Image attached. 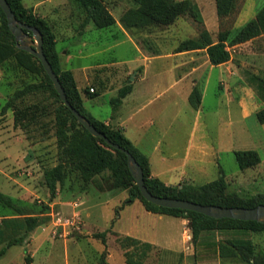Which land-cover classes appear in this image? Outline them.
Here are the masks:
<instances>
[{
    "label": "rangeland",
    "instance_id": "rangeland-1",
    "mask_svg": "<svg viewBox=\"0 0 264 264\" xmlns=\"http://www.w3.org/2000/svg\"><path fill=\"white\" fill-rule=\"evenodd\" d=\"M125 1L135 6L132 0ZM192 1L197 4L203 25L213 40L220 30H230L233 35L264 5V0H237L235 11L220 19L215 0ZM24 3L30 6L34 2L24 0ZM120 13L118 9L112 10L115 17ZM85 25L57 24L54 27L56 50L64 69L93 66L88 70V80L77 70L75 77L85 100L84 109L99 120L111 117L110 101L117 96L115 88L133 78L134 73H129L133 69L128 67L144 63L137 47L148 52H171L180 41L196 37L200 32L196 21L183 16L165 27L125 29L134 44L124 39L110 47L115 26L97 28L91 24L86 33H82L80 29ZM66 48L73 55L80 49L82 53L80 57L67 60L62 53ZM229 50L232 59L229 68L216 69L208 82L200 75L192 76L198 79L194 87L202 97L198 110L187 99L189 87H183L179 116L171 126L166 121L171 114L167 113L164 120L158 118L156 122L160 133L157 127H152L148 138L141 139L142 135L135 132L129 134L149 156L153 175L164 182L202 185L223 176L228 191L249 197L264 193V123L255 115L264 104L251 81L255 74L264 77L261 60L257 57L264 53V36L231 46ZM135 58L139 60H133ZM187 68H180L178 73H185ZM221 75L223 81L219 78ZM40 79V76L14 70L9 64L0 65V193L13 204L7 208L0 203V264H126L127 248L122 247V240L127 236L152 244L144 254L145 264L232 263L231 259L218 255L216 241L235 233H203L194 242L187 219L146 211L138 199L129 201L127 190L110 188L102 175L96 177L99 185L96 182L83 187L71 173L62 185H57L52 196L43 183V173L58 162L53 124L59 103L49 90L23 96L17 105L37 104L45 108L44 115L37 113V121L23 128L14 125L12 109H4L15 90ZM91 87L97 94L94 97L84 92ZM240 100L246 101L252 110L248 117L241 115ZM122 111L126 114L128 110L123 108ZM106 124L118 128L112 123ZM246 149L256 150L261 161L242 170L236 163L234 151ZM26 215L36 216L39 224L21 243L7 246L11 238L24 234L22 224ZM5 218H15V222L4 223ZM244 238L251 240L257 250L264 251V233H249ZM135 249L139 252L141 246ZM135 249L129 248L130 251Z\"/></svg>",
    "mask_w": 264,
    "mask_h": 264
},
{
    "label": "trees",
    "instance_id": "trees-1",
    "mask_svg": "<svg viewBox=\"0 0 264 264\" xmlns=\"http://www.w3.org/2000/svg\"><path fill=\"white\" fill-rule=\"evenodd\" d=\"M73 1L85 16L84 25L93 22L97 28H107L115 24V18L108 10L104 0ZM7 2L17 19L38 28L42 33L44 55L64 87L70 104L84 115L97 130L104 133L108 139L128 150L135 157L142 167L144 184L153 195L222 207H254L264 204V193L242 197L235 191H228L223 176L202 185L182 182L176 185H168L160 178L153 176L148 157L133 144L121 129L113 128L103 120L96 119L84 109V98L82 92L78 89L72 71L64 69L60 65L59 54L56 50V34L50 22L24 6L22 0H7ZM132 2L135 6L128 8L120 16V23L125 29L165 27L173 24L180 17L189 16L199 24L200 32L196 37L180 41L175 51L206 49L209 61L213 65H219L231 59L229 47L254 41L264 36V5L233 35H231L230 30H220L217 33L216 40H213L209 31L203 25L197 4L192 0H132ZM236 5L237 0H215L218 18L223 19L231 15L235 11ZM4 64H9L14 70H21L41 77L40 81L28 82L22 88L15 90L6 101L4 109H12L15 126L21 128L29 126L37 121L39 115L45 113V108L39 107L37 104L17 105V101L22 99L23 96L41 90H49L59 103L55 108L53 124L58 149V162L54 166L45 169L43 173V183L52 196L55 195L57 185H62L71 173L82 182L83 187L96 182L99 185V180L96 177L102 175V178L110 183V188L127 190L129 201L138 199L146 211L187 219L194 242L203 233L219 231L235 233L231 237L216 241L218 255L222 258L231 259V264H264V251L257 250L251 240L244 238L249 233H264V222L231 218L216 219L195 211L158 206L147 201L142 196L129 171L125 153L106 144L103 138L92 136L81 123L77 122L71 110L59 98L40 60L29 52L16 47L14 36L7 26L5 15L0 7V65ZM251 81L256 86L258 98L264 104V77L255 74L252 76ZM131 88V84L122 86L118 91V95L111 99V104L114 107L119 106L122 98L131 91ZM90 91L88 89L84 90L90 97L97 95L92 87ZM189 100L194 107L199 104L201 94L196 88L192 91ZM255 115L257 120L263 124L264 107L256 111ZM234 156L236 163L242 170L254 167L261 161L258 152L253 149L236 150ZM106 172L109 174L104 176ZM0 203L7 208L13 207L11 201L1 193ZM14 219L5 218L2 222H15ZM23 223L24 234L11 238L7 246L21 243L39 224V219L33 215H26L23 218ZM139 245L141 250L137 252L135 248ZM122 247L127 248L124 252L126 264H145L144 254L152 247V244L139 242L136 238L127 236L122 240ZM131 247L135 250L130 251L129 248ZM4 252L5 248L1 250L2 254Z\"/></svg>",
    "mask_w": 264,
    "mask_h": 264
},
{
    "label": "crops",
    "instance_id": "crops-1",
    "mask_svg": "<svg viewBox=\"0 0 264 264\" xmlns=\"http://www.w3.org/2000/svg\"><path fill=\"white\" fill-rule=\"evenodd\" d=\"M31 1H33L34 3L30 6H26L24 0H22L24 6L30 8L33 13L47 19L53 26V28L57 24L61 23H67V25L75 24L79 27H82L80 25L84 24L83 21L85 16L82 12L79 11L77 5L73 0ZM104 1L111 14L114 8L120 10L121 12L117 17L114 16L116 22L113 26L116 27V31L114 32V34H112L113 40L110 43V47L117 46L120 40L124 39L129 40L134 44V40L120 23V16L122 15V13L131 7L129 3L125 0ZM91 24H93V22H88L85 25L86 27H84V29L81 28L80 31L82 33H86ZM119 35L121 37H119ZM83 45L85 46L86 42H83ZM136 51L141 54V56L143 57L141 60H143L144 63L128 67V69L130 70L133 69L132 72L129 73H131V75L132 73H134L133 78L130 79V81H127V84L132 85L131 91L124 98H122L119 106L114 107L112 105L113 112L111 117L103 120L105 123H112L116 127L120 128L131 141L132 139L130 138L129 133L132 134L133 132L142 135L141 139L148 138V134L151 133V128L157 127L156 122L158 121V118H163L164 120L167 113L171 114L168 120H166L168 121L170 126L174 123V121L177 120L180 112V100L183 96V87H185L186 89L189 87V90L186 91L187 99L189 100L192 91L195 89L194 86L198 81V79L195 80L194 78H192L193 75H200V78H204L205 82H208L210 81V76L216 69L220 70L224 69L225 67L229 68L230 63L232 62V59H230L225 63L213 65L209 61L206 49L181 52H176L175 49L171 52H148L137 47ZM62 53L65 54L67 60H70L75 56L80 57L79 55L82 53V50H78L77 55H73L70 53L69 49L66 48ZM257 57L261 60V68L264 69V53H260ZM133 60L138 61L139 58H135ZM97 65L101 64H96L95 66ZM184 66H188L187 71L183 74L178 73L180 68ZM92 67L93 66L78 65L75 70H70L72 71L75 80L76 70L83 73L85 80H88L89 76L87 75V73L88 70H90ZM219 78H221V80L223 81V75H221ZM190 79L191 82H189ZM124 85L125 84H123V86ZM121 87L122 85L115 88L114 91L117 95ZM78 89L81 90V87L78 86ZM105 90L106 89L104 87L103 91ZM137 99H141V101L138 102ZM200 102L195 107L197 110L200 106ZM239 105L241 107L240 112L243 117H248V115L252 113V110L250 109V106L246 101L240 100ZM123 108H126L128 110L126 114L122 113ZM163 120L160 119V122ZM158 128L159 127H157V131L160 133V129ZM193 130L194 129L192 127L191 131L193 132ZM132 142L140 150L139 144L134 141ZM155 149H157V145L154 146V150ZM142 153L145 154L144 152ZM145 155L148 157L150 162L149 156L147 154ZM165 183L168 185H176L180 182L178 181L176 184H170L165 181Z\"/></svg>",
    "mask_w": 264,
    "mask_h": 264
},
{
    "label": "water",
    "instance_id": "water-1",
    "mask_svg": "<svg viewBox=\"0 0 264 264\" xmlns=\"http://www.w3.org/2000/svg\"><path fill=\"white\" fill-rule=\"evenodd\" d=\"M0 7L5 15L7 26L14 36L16 47L29 52L40 60L42 67L51 79L53 87L59 95V98L61 99L63 104L71 110L77 122L81 123L92 136L103 138L106 144L115 149L122 150L125 153L129 171L131 172L142 196L147 201L158 206L195 211L216 219L231 218L238 220H255L257 222H264V204H259L254 207H222L211 204H200L185 199L160 197L153 195L144 184L142 167L136 161L135 157L128 150L120 147L118 144L108 139V137H106L104 133L97 130L96 127L91 124L84 115H82L70 104L67 99L64 87L59 81V78L54 72L48 59L44 55L43 36L39 29L17 19L7 0H0Z\"/></svg>",
    "mask_w": 264,
    "mask_h": 264
},
{
    "label": "built area",
    "instance_id": "built-area-1",
    "mask_svg": "<svg viewBox=\"0 0 264 264\" xmlns=\"http://www.w3.org/2000/svg\"><path fill=\"white\" fill-rule=\"evenodd\" d=\"M91 91H92V89H91ZM66 222H67V220H66ZM185 233H186V231H185ZM186 236H187L188 239L190 238V235L189 234H187Z\"/></svg>",
    "mask_w": 264,
    "mask_h": 264
}]
</instances>
